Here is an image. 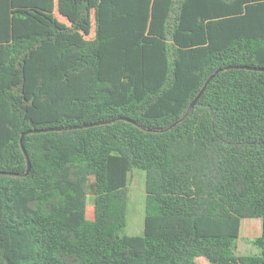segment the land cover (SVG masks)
<instances>
[{
  "label": "trees",
  "instance_id": "obj_1",
  "mask_svg": "<svg viewBox=\"0 0 264 264\" xmlns=\"http://www.w3.org/2000/svg\"><path fill=\"white\" fill-rule=\"evenodd\" d=\"M229 65L264 0H0V264H264V70L191 107Z\"/></svg>",
  "mask_w": 264,
  "mask_h": 264
},
{
  "label": "rangeland",
  "instance_id": "obj_2",
  "mask_svg": "<svg viewBox=\"0 0 264 264\" xmlns=\"http://www.w3.org/2000/svg\"><path fill=\"white\" fill-rule=\"evenodd\" d=\"M94 186H95V179L94 177H91L89 180V191H90V197L93 196L94 193ZM130 186L131 191L133 193V198H139L144 200V192H145V186H144V174L140 171H134L133 178L130 180ZM92 199H90L91 202ZM120 234L123 233V231L119 230ZM236 252L241 255H258L261 252V249L251 243L249 240L240 238L238 239L236 243Z\"/></svg>",
  "mask_w": 264,
  "mask_h": 264
},
{
  "label": "water",
  "instance_id": "obj_3",
  "mask_svg": "<svg viewBox=\"0 0 264 264\" xmlns=\"http://www.w3.org/2000/svg\"><path fill=\"white\" fill-rule=\"evenodd\" d=\"M232 68H243V69H254V70H264L263 68H257V67H251V66H246V65H229L226 67H222V68H218L214 73H212L208 79L206 80L204 86L202 87V89L200 90V92L197 94V96L195 97V99L192 101L191 103V107H195L198 100L201 98V96L203 95L204 91L206 90L209 82L214 79L218 73L224 71V70H228V69H232ZM100 123H105V122H94V123H88V124H84V125H79V126H74V127H70L69 129H73V128H82V127H90V126H95L98 125ZM177 123V122H176ZM176 123H174L172 126L176 125ZM62 129H67V128H40V129H30L27 130L25 132H23L22 137L25 136L26 134L29 133H38V132H46V131H54V130H62ZM28 158V157H27ZM31 170V163L30 160L28 159V169L26 174H28Z\"/></svg>",
  "mask_w": 264,
  "mask_h": 264
}]
</instances>
